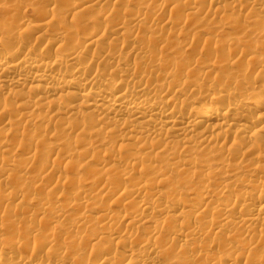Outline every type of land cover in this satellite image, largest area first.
<instances>
[{"label": "bare ground", "instance_id": "bare-ground-1", "mask_svg": "<svg viewBox=\"0 0 264 264\" xmlns=\"http://www.w3.org/2000/svg\"><path fill=\"white\" fill-rule=\"evenodd\" d=\"M0 264H264V0H0Z\"/></svg>", "mask_w": 264, "mask_h": 264}, {"label": "rangeland", "instance_id": "rangeland-1", "mask_svg": "<svg viewBox=\"0 0 264 264\" xmlns=\"http://www.w3.org/2000/svg\"><path fill=\"white\" fill-rule=\"evenodd\" d=\"M215 253H216V256H217L218 258H219V257H220V258H222V257L224 258V256H225L224 254L220 253V251H216Z\"/></svg>", "mask_w": 264, "mask_h": 264}]
</instances>
